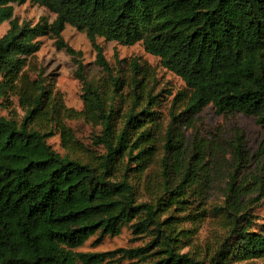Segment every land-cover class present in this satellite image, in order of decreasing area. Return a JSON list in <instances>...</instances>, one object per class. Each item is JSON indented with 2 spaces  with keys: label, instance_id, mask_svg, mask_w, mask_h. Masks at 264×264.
Masks as SVG:
<instances>
[{
  "label": "trees",
  "instance_id": "16d2710c",
  "mask_svg": "<svg viewBox=\"0 0 264 264\" xmlns=\"http://www.w3.org/2000/svg\"><path fill=\"white\" fill-rule=\"evenodd\" d=\"M26 1L0 0V25L9 21L0 36V112L9 109L12 96L23 111L19 118L0 113V264H234L264 258V219L252 209L264 197L262 181L257 188L244 179L236 184L232 173L222 202L212 203L210 183L198 177L203 164H170L167 158L180 147L178 119L208 106L216 115L252 116L264 128V0H29L54 19L19 23L13 5ZM67 24L85 31L101 78L87 77L81 53L62 36ZM98 35L141 42L186 86L173 99L162 137L159 183L149 182L160 115L153 88L147 89L148 73L132 60L125 80L105 59ZM43 37L72 58L81 110L66 107L36 67ZM175 108L181 111L175 114ZM70 119L98 128L91 144L75 135ZM56 134L63 152L47 141ZM240 139L235 135L230 143L237 166L245 160ZM205 154L202 147L191 159L201 162ZM205 224L212 226V246L199 255L192 249ZM124 228L147 240L130 248L81 250L91 238L98 243ZM184 248L189 250L181 253Z\"/></svg>",
  "mask_w": 264,
  "mask_h": 264
},
{
  "label": "rangeland",
  "instance_id": "374dc122",
  "mask_svg": "<svg viewBox=\"0 0 264 264\" xmlns=\"http://www.w3.org/2000/svg\"><path fill=\"white\" fill-rule=\"evenodd\" d=\"M13 17L19 23L27 21L35 24L42 17L52 21L54 14L49 12L47 8L28 0L20 5H13ZM8 28L9 21L3 22L0 25V36L4 35ZM62 36L71 47L81 53L87 77L89 79L101 78L102 71L95 64L96 52L85 31L75 24H67ZM40 40L41 47L34 56L36 67L43 70L47 82L51 83L54 90L60 92L66 107L77 111L81 110L83 107L81 84L75 77L76 66L72 58L64 50L57 49L53 39L43 37ZM96 42L102 47L104 57L113 70L120 73L125 80L129 79V64L132 60H137L143 66V70L148 73V77H146V81L148 80L147 89L153 88L152 93L156 95L158 100L154 109L160 115V120L157 121V125L153 129V140L158 151L149 168L151 171L149 182L153 184L156 180L159 183L161 176L158 165L164 155L162 137L170 120L173 99L177 93L184 92L186 86L179 76L162 66L159 58L147 53L141 42L129 44L109 40L100 35L97 36ZM10 102L9 109H2L1 115L9 114L18 118L21 117L23 111L19 106L17 97H10ZM180 111V108H175V114ZM66 123L73 129L75 135L87 145L91 144L92 134L98 131V128H93L79 119L66 120ZM175 126V136L181 140V143L178 151H176L178 154L173 152L167 154L169 163L173 164L178 160L186 164L190 160L192 166L196 164V168L202 163L203 169L198 172V177L207 179L210 183V189L207 192L210 202H222L226 183L232 173L235 176L236 184H240L241 180L244 179L245 182H255L254 187L256 188L260 181L264 185V128L258 125L252 116L240 113L216 115L212 107L208 106L193 116H182ZM235 135L240 136L245 154V160L243 159L240 166H237V161L230 147ZM47 141L54 149L60 152L64 151L61 147L59 134L50 137ZM199 145L206 150L201 162L191 159V155L201 149L198 148ZM98 148L100 149V147L96 149ZM150 190L153 191L151 188ZM256 195V192L249 194L251 197H256ZM146 197H142V200H146ZM252 209L254 213L264 219V197L257 200ZM211 228L212 226L205 224L199 231L192 249L199 255L204 253L206 247L212 246L213 239L209 235ZM94 239L88 240L81 250L107 251L118 247L130 248L141 245L147 240L144 238L134 239L127 228L122 229L118 235L103 237L98 243L94 242ZM188 250L189 248H184L181 253ZM234 264H264V258Z\"/></svg>",
  "mask_w": 264,
  "mask_h": 264
}]
</instances>
